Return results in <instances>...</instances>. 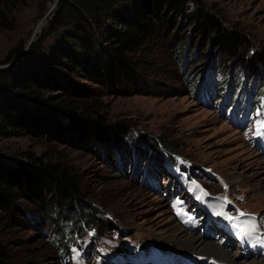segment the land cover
Listing matches in <instances>:
<instances>
[{"label": "rangeland", "instance_id": "1", "mask_svg": "<svg viewBox=\"0 0 264 264\" xmlns=\"http://www.w3.org/2000/svg\"><path fill=\"white\" fill-rule=\"evenodd\" d=\"M193 1L194 6L200 1L219 14L225 23L242 29L248 40L244 52L229 57L216 49L215 53L208 36L201 35L196 42L200 34L192 29L188 14H184L178 17L180 24L175 34L169 31L155 34L153 40L134 55L140 75L137 89L141 92L118 86L110 89L87 79L80 80L87 94L79 103L78 112L101 115L106 125L127 123L134 128V135L143 136L142 140L155 137L156 142L178 153L177 162L166 156L154 166L155 181L145 179L140 170L133 174L125 170L128 165L119 163L115 150L106 149L96 141L66 134L37 137L24 131L0 137V150L8 156L26 158L32 153L64 162L72 169L79 178L81 195L77 204L73 202L72 212L65 210L64 220L71 213L78 221L83 218L86 225L82 228L83 234L78 236V245L65 249L59 247L63 244L56 245V240L48 234L53 230L57 237L61 236V226L54 215L60 206L51 205L49 210L53 214L44 215L42 226L33 214L32 217L26 214L9 217L0 211V240L8 251L9 264H166L161 258V248H168L174 258L181 256L178 260L182 262L185 257L201 255L215 264H247L253 260L258 264L264 260L258 250L244 253L246 245L236 227L248 219L257 223L261 218L264 221V153L260 146L256 149L264 133V127H260L264 104L253 106L254 110L249 112L257 116L251 117L250 125L245 127L222 116L221 112L233 108L218 106L216 103L220 100L214 104L203 100V104L194 99L189 91L191 82L187 79L189 75H196L210 54L229 73L245 64L249 66L251 53L264 52V0ZM52 2L1 0L10 21L0 26V59L12 47L24 48ZM51 14L52 11L49 17ZM185 45L186 63L180 59ZM25 51L14 54L11 59L18 57L11 63ZM256 65L264 78V57L258 59ZM44 94L49 102L60 105L80 101L79 96L71 98L62 91ZM90 102L94 104L87 111L84 107ZM171 184L175 185L177 200L181 202L172 198L170 191L165 195ZM233 203L239 204V209H234ZM179 204L182 208L176 217ZM215 204L217 209H213ZM240 209L246 214L239 215L241 220L238 218ZM57 213L60 215L59 211ZM191 216L195 219L189 222H200L195 226L186 225L185 220ZM224 222L239 235L233 234ZM262 228L250 234L254 243L264 236V222ZM91 241L92 247L88 245ZM256 247L261 250L260 245ZM222 249L228 251L232 260L226 262L221 256L203 254ZM133 252L136 253L133 255Z\"/></svg>", "mask_w": 264, "mask_h": 264}, {"label": "trees", "instance_id": "2", "mask_svg": "<svg viewBox=\"0 0 264 264\" xmlns=\"http://www.w3.org/2000/svg\"><path fill=\"white\" fill-rule=\"evenodd\" d=\"M184 14H188L192 29L200 34L196 42L201 35L208 36L214 52L216 49L228 57L244 52L248 40L242 29L225 23L200 1L194 6L192 0H58L28 50L14 63L0 68V137L24 131L37 137L66 134L96 141L106 149L112 147L119 163L128 165L125 170L132 174L138 170L152 171L166 156L174 159L178 153L156 142L155 137L142 140L143 136L134 135L131 125L124 122L106 125L101 115L80 113L78 108L87 94L81 79L110 89L118 86L141 92L137 89L140 75L134 55L155 34L166 31L175 34L180 24L178 17ZM9 21L0 0V26ZM22 48L12 47L0 63L7 62ZM187 52L186 46L180 57L184 63ZM253 53L249 66L245 64L229 73L210 54L196 75L187 78L192 97L203 104V100L213 104L224 99L230 104L239 99L251 103L264 100V78L256 68V61L264 57V52ZM53 91H62L71 98L79 96L80 101L74 105L49 102L44 92ZM236 95L241 97L236 100ZM93 102L84 108L90 111ZM120 170L124 171L121 167ZM80 195L79 178L64 162L32 153L17 158L0 150V211L9 217L33 214L41 225L45 214H53L49 210L51 205L60 206L57 208L60 215L57 211L54 215L61 226V236L47 231L56 245L63 244L60 248L77 246L78 236L83 234L82 228L86 226L83 218L78 221L69 213L64 220L65 210L72 212L73 202L77 204ZM88 245L92 247L93 241ZM0 264H9V254L1 240Z\"/></svg>", "mask_w": 264, "mask_h": 264}, {"label": "bare ground", "instance_id": "3", "mask_svg": "<svg viewBox=\"0 0 264 264\" xmlns=\"http://www.w3.org/2000/svg\"><path fill=\"white\" fill-rule=\"evenodd\" d=\"M213 209H216V205L213 207ZM214 213V212H213ZM212 213V214H213ZM230 230H231V232L232 233H234L235 234V231L233 230V229H231L230 228ZM196 238V237H195ZM200 239V238H199ZM243 239V241L245 242V243H247V245H248V247L245 249V253H251V252H254V251H256V248H255V245L256 244H254L253 243V240L250 238V237H243L242 238ZM184 241V240H183ZM260 244H261V246H262V250L264 251V239L260 242ZM208 245H211V244H208ZM212 246V245H211ZM212 247H215V246H212ZM215 249V248H214ZM228 249V248H227ZM214 251V250H213ZM208 252V251H207ZM203 254H215L216 256H221L222 258H224V260L226 261V262H229L230 260H232V259H230V254L228 253V251L227 250H215L214 252H210V253H206V251H205V253H203ZM215 258V257H214ZM220 258V257H219ZM251 258H254V257H251ZM251 258H245V259H251ZM162 259H163V261L164 262H166V263H169V264H183L182 263V261H179V260H175V259H170L169 258V256L166 258V257H163L162 256ZM219 260V259H218ZM220 261V260H219ZM222 261V260H221ZM224 261V262H225ZM251 261V260H250ZM250 261H248V262H250ZM232 262V261H231ZM238 264V263H237ZM241 264H243V263H241ZM247 264H257V262H255L254 260L253 261H251L250 263H247ZM258 264H264V260H260V261H258Z\"/></svg>", "mask_w": 264, "mask_h": 264}, {"label": "water", "instance_id": "4", "mask_svg": "<svg viewBox=\"0 0 264 264\" xmlns=\"http://www.w3.org/2000/svg\"><path fill=\"white\" fill-rule=\"evenodd\" d=\"M57 2H58V0H53L52 4L46 10V12L44 13L43 17L40 19V21L38 22V24L35 26V28H34L32 34H31L30 38L25 43L22 52H24L30 46V44L35 40L37 33L41 30V28L43 27V25L47 21V18L49 17L50 12L56 6ZM22 52H20L18 55L22 54ZM18 55L15 56L13 59H11L8 62L0 63V68L5 67V66H8L14 59H16L18 57Z\"/></svg>", "mask_w": 264, "mask_h": 264}, {"label": "snow or ice", "instance_id": "5", "mask_svg": "<svg viewBox=\"0 0 264 264\" xmlns=\"http://www.w3.org/2000/svg\"><path fill=\"white\" fill-rule=\"evenodd\" d=\"M260 127H264V123L260 125ZM259 135V133H257ZM199 199V197H197ZM222 213H217V215H221ZM241 216L246 215L245 213L241 212ZM229 220H232L233 217H228ZM236 227L240 230L241 236H248L255 230V223L252 221H244L242 224H237Z\"/></svg>", "mask_w": 264, "mask_h": 264}]
</instances>
